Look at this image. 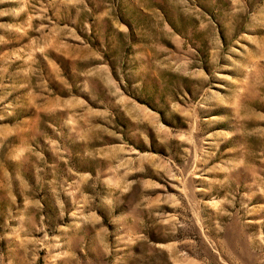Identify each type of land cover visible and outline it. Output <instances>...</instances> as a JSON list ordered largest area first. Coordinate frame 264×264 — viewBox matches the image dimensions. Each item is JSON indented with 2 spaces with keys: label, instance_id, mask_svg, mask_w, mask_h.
Masks as SVG:
<instances>
[{
  "label": "rangeland",
  "instance_id": "obj_1",
  "mask_svg": "<svg viewBox=\"0 0 264 264\" xmlns=\"http://www.w3.org/2000/svg\"><path fill=\"white\" fill-rule=\"evenodd\" d=\"M0 264H264V0H0Z\"/></svg>",
  "mask_w": 264,
  "mask_h": 264
}]
</instances>
